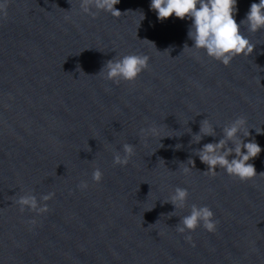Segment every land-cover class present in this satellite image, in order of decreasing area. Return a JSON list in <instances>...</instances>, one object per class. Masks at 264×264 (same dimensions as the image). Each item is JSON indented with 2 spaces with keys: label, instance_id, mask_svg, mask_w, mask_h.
Instances as JSON below:
<instances>
[{
  "label": "water",
  "instance_id": "1",
  "mask_svg": "<svg viewBox=\"0 0 264 264\" xmlns=\"http://www.w3.org/2000/svg\"><path fill=\"white\" fill-rule=\"evenodd\" d=\"M254 2L238 0V23ZM150 4L120 0L119 17H93L80 0H10L0 15V264H264V151L246 181L204 174L195 152L238 117L251 131L245 142L264 149V29L241 25L256 47L226 66L203 49L183 51L194 44L192 21H161ZM129 54L149 57L134 81L99 73ZM204 119L216 135L191 143ZM124 143L135 155L114 165ZM177 186L189 193L184 208L165 203ZM27 193L48 211L21 212ZM192 204L217 224L188 241L176 226Z\"/></svg>",
  "mask_w": 264,
  "mask_h": 264
},
{
  "label": "clouds",
  "instance_id": "2",
  "mask_svg": "<svg viewBox=\"0 0 264 264\" xmlns=\"http://www.w3.org/2000/svg\"><path fill=\"white\" fill-rule=\"evenodd\" d=\"M237 2L238 0H151L150 8L156 12L161 21L173 15L179 19L191 20L188 37L194 41V44L192 46L185 44L183 51L186 48L203 49L208 56L227 66L238 55L249 56L256 47L243 34L241 25H246L248 30L253 33L264 29V0L252 3L245 19L239 23L236 20ZM9 3L10 0H0V15L5 18L8 15ZM119 3L120 0H80V8L84 13L93 17L99 11L119 17L122 14L121 10L116 7ZM148 60L149 57L138 54L125 55L119 59L113 58L106 62L99 73L106 70L105 78L117 84L121 81H134L142 71L149 67ZM246 125V118L238 117L223 128V136L218 142L205 143L201 148L195 150L200 161L207 166V169L203 171L204 174L216 175L218 169H223L228 175L241 181L249 180L257 175L255 165L250 161L258 157L264 149L255 139L245 142L244 138L251 136V131ZM147 132L156 134V129H141L142 134ZM256 132L261 133L264 130H256ZM215 135V127L207 119H204L201 122L200 131L193 134L191 143H200L205 136ZM133 155H135L133 144L124 143L123 154L117 151L114 154L113 163L126 166ZM233 155L234 158L230 159ZM187 164L191 168H195L194 159L190 158ZM189 171V167L183 168L185 174ZM102 176V171L99 168H96L92 173V179L97 183L102 180ZM78 187L86 189L88 182L81 181ZM188 195L186 188L177 186L165 203L173 204L175 209L184 208ZM53 196L54 193H48L41 199L47 202ZM16 203L20 206L21 212L26 209L40 214L48 211L47 203L41 204L40 199L31 193L19 196ZM213 217L214 213L208 206L192 204L190 213L184 215L176 226L177 231L182 234L189 233L186 239L191 241L190 233L197 227L202 226L209 232L216 230L217 221ZM30 223L35 224V220Z\"/></svg>",
  "mask_w": 264,
  "mask_h": 264
}]
</instances>
